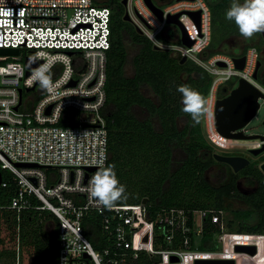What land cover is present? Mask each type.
I'll return each instance as SVG.
<instances>
[{
  "label": "built area",
  "instance_id": "built-area-1",
  "mask_svg": "<svg viewBox=\"0 0 264 264\" xmlns=\"http://www.w3.org/2000/svg\"><path fill=\"white\" fill-rule=\"evenodd\" d=\"M127 10L153 44L194 61L210 75L203 113L206 136L223 148H261V139L234 144L237 140L223 138L214 118L219 88L227 81L244 79L264 94V85L253 77L258 50L250 46L241 55L242 70L225 54L205 60L202 55L211 40V12L205 0H175L162 9V21L144 0H128ZM183 11L201 12L199 30L188 15L179 18L193 44L158 42L167 14ZM112 13L98 0H0V49H18L17 55L0 54V172L8 175L0 183V212H10L12 227V254L0 256V264H24L21 221L30 211L56 217L57 264H194L199 259L264 264V234L229 230L224 210L152 209L147 199L105 208L89 197L92 178L109 159L107 125L100 111L106 99ZM27 58L54 63L51 85L38 100L28 99L29 92L41 86L32 75L37 67L28 69ZM219 61L226 66L219 67ZM54 169L56 178L49 173ZM13 183L14 192L2 202V191ZM205 220L216 230L213 247L202 250ZM87 226L93 241L86 235ZM237 246H253L255 254L238 252Z\"/></svg>",
  "mask_w": 264,
  "mask_h": 264
},
{
  "label": "trees",
  "instance_id": "trees-1",
  "mask_svg": "<svg viewBox=\"0 0 264 264\" xmlns=\"http://www.w3.org/2000/svg\"><path fill=\"white\" fill-rule=\"evenodd\" d=\"M122 0H98V4L109 6L111 17V47L107 52L105 103L100 111L105 118L108 131L109 159L106 167L114 166L118 179L126 186L125 198L115 204H137L147 199L152 209L180 207L185 209L224 210L227 199L243 201L250 209L236 210L239 232L264 234V174L258 163L235 173L230 166L213 158V148L207 142L203 127V114L194 119L183 110L180 86L198 91L205 99L211 85L208 72L188 59L172 51L155 49L152 41L137 31L133 23L123 20L125 8ZM225 24V38L241 35L234 22L225 18L227 0L217 5ZM211 12V11H210ZM213 13L211 12V24ZM224 39V38H223ZM136 47L129 56L125 41ZM203 57H211L210 47ZM127 63L133 71H125ZM264 85V74L261 81ZM236 85L230 80L219 88L218 96L224 97ZM143 89H148L153 98ZM179 121L183 126L179 128ZM264 162V158L261 160ZM223 169L220 184L212 185L205 172L213 165ZM8 175L2 173L5 180ZM251 178L257 183L253 192L242 193L238 181ZM14 183L1 193L7 203L14 192ZM114 204V205H115ZM253 216L255 225L245 224ZM206 228L202 250L211 249L215 227L205 220ZM232 230L231 221H226ZM50 226L52 233H46ZM86 235L93 241L91 229ZM57 219L48 211H30L21 221V251L24 264H57L58 236ZM12 227L10 212H0V256L12 254Z\"/></svg>",
  "mask_w": 264,
  "mask_h": 264
},
{
  "label": "water",
  "instance_id": "water-1",
  "mask_svg": "<svg viewBox=\"0 0 264 264\" xmlns=\"http://www.w3.org/2000/svg\"><path fill=\"white\" fill-rule=\"evenodd\" d=\"M179 1V0H177ZM146 6L155 14V16L159 20H163V10L157 6L153 0H144ZM122 5L125 8V12L123 15V20L133 23L129 12L127 10L128 0H122ZM200 11H183L178 12L176 14H167L166 23L168 25H174L178 28L180 34L179 39L181 44L190 47L193 44V40H191L187 34L186 28L183 23L179 20V18L186 14L191 18V20L195 23L198 30L200 29ZM141 20L142 17L137 13ZM137 31L141 34L143 32L136 28ZM261 38L264 40V32H260ZM155 49H162V47L155 45ZM0 54H10L17 55L18 49H0ZM187 60L186 57L181 58V62H185ZM232 61L237 70H242L244 67L245 57L241 56H233ZM219 67H225V63L219 61L217 62ZM38 66L37 61L33 58L26 59V67L28 69H33ZM261 67V61L258 60L256 64V69L253 73V77L258 79V71ZM29 72L26 73L28 75ZM75 82H72L71 85H74ZM21 94V90L19 91ZM259 98H264V94L261 93L255 86L245 81L244 79H238L236 85L229 90V92L221 98H218L215 105V127L217 132L226 139L237 140V141H252L256 139L264 140V136L261 135H245L243 129L248 125V123L255 117L257 111L260 108ZM49 113V108L46 112ZM249 153L253 156H258L262 152H264V144L261 148L258 149H249ZM213 158L219 163H225L232 169L233 172L237 173L246 166L250 164V160L243 156H233V155H221L214 153ZM18 166L22 167H37L36 164H18ZM93 168H90L89 171H93ZM260 170L264 174V162L260 165ZM2 175L0 172V183H1ZM146 202V199L143 200ZM236 251L238 252H246L251 255L255 254V248L253 246H237ZM171 261H177L176 257H172ZM194 264H234L233 260H219V259H199L194 262Z\"/></svg>",
  "mask_w": 264,
  "mask_h": 264
},
{
  "label": "rangeland",
  "instance_id": "rangeland-1",
  "mask_svg": "<svg viewBox=\"0 0 264 264\" xmlns=\"http://www.w3.org/2000/svg\"><path fill=\"white\" fill-rule=\"evenodd\" d=\"M175 0H170L168 2H164L160 4L157 0H154L161 8H165L167 5L173 3ZM210 8V11L213 13V22L210 27V32H211V47L210 51L212 54H217L221 52L218 48L223 40L225 38V24L222 22L221 19V12L219 11V7L217 6L218 4L212 3L209 0H205ZM179 30L176 26L174 25H166L165 31L156 37L157 41L165 44V45H180L181 41L179 39ZM254 41L251 42L250 46H255V48L258 50L260 53L261 59V67L258 71V81H261L262 75L264 74V40L261 38V34L256 33L254 34ZM126 47L129 52V56H132V54L136 51V47L132 45L128 40L125 41ZM164 45V46H165ZM164 49V48H162ZM207 51V50H206ZM174 54V53H173ZM175 55V54H174ZM207 60V58L205 59ZM125 71L127 74L131 75L133 68L130 63H127L125 67ZM238 81V80H237ZM261 83V82H260ZM144 93L153 98V94L148 91V89H143ZM46 95L45 90L42 87H37L35 90V93L33 91H30L28 94V99L29 100H38L43 98ZM24 100H27V97L24 98ZM260 108L257 111V114L255 117L248 123V125L243 129V132L245 135H261L264 136V100H260ZM74 113L79 114L80 111L74 110ZM87 114L86 112H81V116H85ZM88 116V115H87ZM179 128L183 126V121H179L178 124ZM207 142L212 146L213 148V153L221 154V155H233V156H243L247 159L250 160V162H255L258 163V167L260 168L261 165V160L264 158V152H262L258 156H253L249 153L248 150L244 148V146H235V147H222L220 145L214 144L207 136ZM234 144H245L249 142L245 141H234ZM58 170H50V174H54V177L56 178V172ZM223 169L221 168L220 164H215L211 168H209L205 172V178L207 181L212 184V185H218L220 184V177L222 175ZM257 187V183L251 179V178H246L242 177L238 181V190L241 191L242 193H250L255 190ZM249 205L244 203L243 201L237 200V199H227L224 204V220L226 221H231L232 223V230L231 231H236L238 229V220L234 216V211L236 210H247L250 209ZM258 222V217L253 216L250 220L247 222H243V225L249 224V225H255ZM46 233H52V229H50V226L45 227ZM239 232V231H238Z\"/></svg>",
  "mask_w": 264,
  "mask_h": 264
},
{
  "label": "clouds",
  "instance_id": "clouds-1",
  "mask_svg": "<svg viewBox=\"0 0 264 264\" xmlns=\"http://www.w3.org/2000/svg\"><path fill=\"white\" fill-rule=\"evenodd\" d=\"M225 18L235 23L243 37L252 38L254 34L264 32V0H232ZM53 67V62L46 61L38 64L32 74L43 89L51 85ZM177 91L182 94L183 110L198 119L204 113L207 101L188 86H180ZM88 194L98 206L110 208L125 198L126 186L118 179L114 166L101 167L91 180Z\"/></svg>",
  "mask_w": 264,
  "mask_h": 264
},
{
  "label": "crops",
  "instance_id": "crops-1",
  "mask_svg": "<svg viewBox=\"0 0 264 264\" xmlns=\"http://www.w3.org/2000/svg\"><path fill=\"white\" fill-rule=\"evenodd\" d=\"M209 1L215 4H221L223 2V0H209ZM231 3H232V0H227V9H229V7L231 6ZM243 39H245V37H243L242 35H238V34H232L224 38L218 48L221 52L217 54H225L229 56L232 54H235L237 51V46H238L237 44L239 42H242ZM252 39H254V37H252Z\"/></svg>",
  "mask_w": 264,
  "mask_h": 264
},
{
  "label": "flooded vegetation",
  "instance_id": "flooded-vegetation-1",
  "mask_svg": "<svg viewBox=\"0 0 264 264\" xmlns=\"http://www.w3.org/2000/svg\"><path fill=\"white\" fill-rule=\"evenodd\" d=\"M160 4H162V3H164V2H168V1H170V0H157ZM153 2H154V0H153ZM157 6H159L156 2H154ZM160 7V6H159ZM161 8V7H160ZM161 9H163V8H161ZM255 40V39H254ZM252 38H245V39H243V41L242 42H239L237 45V51H236V53L235 54H232V55H230V57H233V56H241V55H244L245 54V52L247 51V49L249 48V45H251V42L252 41H254ZM256 41V40H255ZM255 47V46H254ZM262 52V51H261ZM261 52H259V60L261 61V57H260V53ZM229 56V55H228ZM212 167V166H211ZM210 167V168H211Z\"/></svg>",
  "mask_w": 264,
  "mask_h": 264
},
{
  "label": "bare ground",
  "instance_id": "bare-ground-1",
  "mask_svg": "<svg viewBox=\"0 0 264 264\" xmlns=\"http://www.w3.org/2000/svg\"><path fill=\"white\" fill-rule=\"evenodd\" d=\"M246 142V141H245Z\"/></svg>",
  "mask_w": 264,
  "mask_h": 264
}]
</instances>
